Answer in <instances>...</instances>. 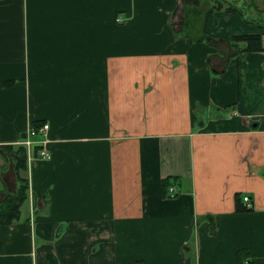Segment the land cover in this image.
<instances>
[{
    "label": "crops",
    "instance_id": "1",
    "mask_svg": "<svg viewBox=\"0 0 264 264\" xmlns=\"http://www.w3.org/2000/svg\"><path fill=\"white\" fill-rule=\"evenodd\" d=\"M260 1L0 0L2 194L31 123L52 152L0 264H264Z\"/></svg>",
    "mask_w": 264,
    "mask_h": 264
},
{
    "label": "trees",
    "instance_id": "2",
    "mask_svg": "<svg viewBox=\"0 0 264 264\" xmlns=\"http://www.w3.org/2000/svg\"><path fill=\"white\" fill-rule=\"evenodd\" d=\"M224 5L220 3L215 7L217 9L223 8ZM233 9L228 10L229 13H234ZM242 14V15H241ZM242 19L247 23V18H243V12H241ZM264 21V20H263ZM260 21V28L264 30V22ZM259 23V22H258ZM259 25V24H256ZM264 37L263 35H243L236 36L233 39V49L240 52H264ZM5 85H9L7 82ZM214 113L220 112L219 108L213 109ZM43 125V124H42ZM40 123H31V127L39 128L42 126ZM6 152L13 156V167L16 180H18V186L15 194H7L6 198L0 202V225H9L19 222L22 216V207L30 200V185L28 178L29 164H28V150L25 146L15 147L14 145L6 146ZM39 148L35 147L34 156L38 157ZM172 182L163 180L162 182V196H166V192L172 187ZM241 208H238V211ZM245 250L237 253V259L239 255L243 256ZM142 264V263H139Z\"/></svg>",
    "mask_w": 264,
    "mask_h": 264
},
{
    "label": "built area",
    "instance_id": "3",
    "mask_svg": "<svg viewBox=\"0 0 264 264\" xmlns=\"http://www.w3.org/2000/svg\"><path fill=\"white\" fill-rule=\"evenodd\" d=\"M118 22H121V19L117 20ZM49 130H50V126L49 125H44L41 126L40 128L36 129V128H30L28 130V134L27 137L21 141L19 144L25 146L28 149V153H29V163H31L34 158L33 155V151L35 149V147L39 148L38 151V157L40 159H51L52 157V153L51 151L48 149V143H49ZM40 137L39 139H34ZM174 189L171 188L170 192L173 193ZM171 197H174V195H171ZM245 202H248L250 199L249 197H245L244 198Z\"/></svg>",
    "mask_w": 264,
    "mask_h": 264
},
{
    "label": "rangeland",
    "instance_id": "4",
    "mask_svg": "<svg viewBox=\"0 0 264 264\" xmlns=\"http://www.w3.org/2000/svg\"><path fill=\"white\" fill-rule=\"evenodd\" d=\"M252 1V0H251ZM248 5H249V7H251V5H250V2H249V0H248ZM257 7L256 8H259L260 10H261V12L262 11H264V3L262 2V1H260V3H258V5H256ZM258 9V10H259ZM246 13H248V10H247V12ZM264 20V19H263ZM264 22V21H263ZM264 33V32H263ZM264 35V34H263ZM198 111V110H197ZM215 112V110H209V111H207L206 112V118L207 117H209L210 115H212L213 117L215 116L214 114H212V113H214ZM10 168H12V166L10 167ZM12 184H14V182H11V184L10 185H12ZM2 193H4L3 191H0V202H2V200H4L5 198H6V194H2ZM25 210V209H24ZM23 215H25V212H21Z\"/></svg>",
    "mask_w": 264,
    "mask_h": 264
}]
</instances>
